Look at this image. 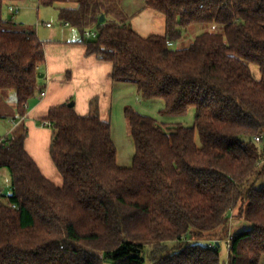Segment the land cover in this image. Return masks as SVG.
Here are the masks:
<instances>
[{
  "label": "trees",
  "instance_id": "16d2710c",
  "mask_svg": "<svg viewBox=\"0 0 264 264\" xmlns=\"http://www.w3.org/2000/svg\"><path fill=\"white\" fill-rule=\"evenodd\" d=\"M18 1L0 0V92L16 93L25 118L46 54L36 32L4 18ZM67 1L75 4L60 7L61 22L83 36L97 32L86 55L112 64L114 83L162 100L166 116L194 108V126L126 107L135 154L123 168L110 121L69 103L53 107L42 121L51 123L61 186L27 152L26 128L3 139L0 169L9 170L12 193L0 196V264H222L224 240L227 264H263L264 0H146L166 18L165 35L148 37L110 0ZM198 24L223 31L174 48ZM233 220L249 227L230 234Z\"/></svg>",
  "mask_w": 264,
  "mask_h": 264
},
{
  "label": "crops",
  "instance_id": "0c3cea01",
  "mask_svg": "<svg viewBox=\"0 0 264 264\" xmlns=\"http://www.w3.org/2000/svg\"><path fill=\"white\" fill-rule=\"evenodd\" d=\"M21 1L28 2V0ZM18 2L10 6L19 7ZM120 9L129 18L131 26L140 36L165 35L166 18L161 13L148 9L146 0H122ZM19 13L20 10L17 14L9 11L4 18L23 29L36 32L44 45L46 54V64L41 69L44 78L41 81L40 91L28 104V114L25 118L18 116L16 93L10 90L0 92V142L11 137L24 126L28 131L25 141L27 152L46 178L57 185H62L63 180L57 175L58 171L49 153L53 135L49 127L42 125V119L47 116L51 108L73 102L80 116H88L96 111L102 120L108 119L112 124V109L122 95L123 88L130 84L114 83L110 79L112 64L86 55V41L92 39H87L75 27L61 22V27L55 29L52 24L51 27H46L45 25L50 23L43 22L41 28H45L47 32L42 33L38 30L40 28L33 29V26H27L23 22L18 23ZM43 91H46L45 97H41ZM120 103H125L124 98ZM123 105V110L129 107L127 104ZM118 165L123 168L132 167L128 159L121 160L119 157ZM11 182L9 170L0 169L1 196L7 193L5 187L8 184L11 186V195ZM246 226L249 227L248 224ZM238 228L243 229L245 225L241 223ZM262 263L264 264V258Z\"/></svg>",
  "mask_w": 264,
  "mask_h": 264
},
{
  "label": "rangeland",
  "instance_id": "374dc122",
  "mask_svg": "<svg viewBox=\"0 0 264 264\" xmlns=\"http://www.w3.org/2000/svg\"><path fill=\"white\" fill-rule=\"evenodd\" d=\"M110 1L116 7L120 8L122 0H110ZM17 4L20 7V13L18 15L17 22L18 23L23 22L27 24V26L30 25V27L33 26V29L40 28L38 30H40L42 33H46L47 31L44 30L45 28H41L42 23L43 22L50 23L55 27V29H58L62 25L60 21V13H59L60 7L74 6L75 3L74 1H71L69 3L67 0H59V2H57L53 6H43V5H40L39 0H28L27 3H23L20 0ZM9 6L10 4L4 7V14L6 15L9 14V11H8ZM38 23L41 24L39 27L36 26V24ZM222 31H223V27L217 24L194 25L190 27L189 29H187L186 32H184L183 39L176 42L174 48H186L190 46L192 42L194 41V39L197 36L203 34L204 32L221 33ZM252 71H253V74L257 78L260 77L259 69L256 66H252ZM134 87L135 86L127 85L126 88H123L124 91L122 92V95L117 99L112 109V116H111L113 138L118 148V153H119L118 157L121 160L128 159L130 162V166H132L133 164L132 162H133V158L135 154V147H134L132 137L129 135L127 122L125 121L123 104H127V106L134 108L138 112L144 115L153 117L157 119L160 123H165L168 125L181 124L186 127H193L194 121H195V114H196L195 109L192 108L188 111L186 115H183V116H173V117L166 116L161 113V111L164 108V102L162 100H159V99L146 100L141 96V94H139V92ZM122 98H124L125 103L119 104ZM105 120L109 121L108 119H105ZM20 128L22 129V127ZM49 131L53 135L52 128H49ZM196 143L198 146H201L200 137L198 134L196 136ZM258 147L260 150L264 151V141L262 143H259ZM57 173H58L57 175L61 177L59 172ZM5 188L7 190V193L4 196H9L11 186L8 184V186ZM241 223L245 225V228H248L246 226L248 222L246 221L240 222V221L233 220L231 222V227L229 229L230 234H234L239 229L238 227H239V224ZM202 243L207 245L209 242L204 241ZM220 249H221L220 250L221 251V262L222 264H227L228 263V248H227L226 240L221 241Z\"/></svg>",
  "mask_w": 264,
  "mask_h": 264
},
{
  "label": "built area",
  "instance_id": "2783aa9c",
  "mask_svg": "<svg viewBox=\"0 0 264 264\" xmlns=\"http://www.w3.org/2000/svg\"><path fill=\"white\" fill-rule=\"evenodd\" d=\"M19 10H20V8L19 7H17V6H10L9 7V11L11 12V13H13V14H17L18 12H19ZM41 24L40 23H38V24H36V26L37 27H39ZM43 25V24H42ZM46 27H51L52 25L51 24H46L45 25ZM85 37L87 38V39H95V38H97V36H98V34H97V32L96 31H91V30H88V31H86L85 32ZM169 46H172V44H169ZM46 96V91H43L42 93H41V97H45ZM42 125L44 126V127H51V123L49 122V121H45V122H43L42 123ZM257 141H260V139L258 138L257 139ZM2 195V192H1V190H0V196Z\"/></svg>",
  "mask_w": 264,
  "mask_h": 264
},
{
  "label": "water",
  "instance_id": "95a60500",
  "mask_svg": "<svg viewBox=\"0 0 264 264\" xmlns=\"http://www.w3.org/2000/svg\"><path fill=\"white\" fill-rule=\"evenodd\" d=\"M104 21H105V17H104V15H102L101 18H100V22L103 23ZM39 77H40L41 79L44 78V74L41 73V74L39 75ZM68 106L71 107V108H73V107H74V103L71 102V103L68 104ZM218 246H219V244H218Z\"/></svg>",
  "mask_w": 264,
  "mask_h": 264
}]
</instances>
